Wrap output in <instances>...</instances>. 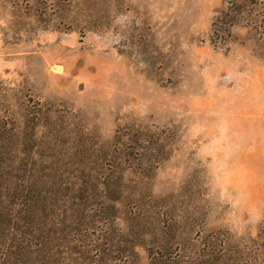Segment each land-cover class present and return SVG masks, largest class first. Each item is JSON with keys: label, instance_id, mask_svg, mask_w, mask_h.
Here are the masks:
<instances>
[{"label": "rangeland", "instance_id": "obj_1", "mask_svg": "<svg viewBox=\"0 0 264 264\" xmlns=\"http://www.w3.org/2000/svg\"><path fill=\"white\" fill-rule=\"evenodd\" d=\"M108 216L130 264L264 230V0H0V264H93Z\"/></svg>", "mask_w": 264, "mask_h": 264}, {"label": "trees", "instance_id": "obj_2", "mask_svg": "<svg viewBox=\"0 0 264 264\" xmlns=\"http://www.w3.org/2000/svg\"><path fill=\"white\" fill-rule=\"evenodd\" d=\"M116 191L118 189L111 188L108 194L111 196ZM109 209L110 205V213L112 210ZM36 212V207L30 203L29 218ZM104 220L106 231L103 242L93 251V264L134 263L138 256L136 243L113 226L112 216ZM171 227L149 248L150 264H264V230L258 238L237 241L234 234L225 228L200 232L195 237L183 235L177 223Z\"/></svg>", "mask_w": 264, "mask_h": 264}]
</instances>
